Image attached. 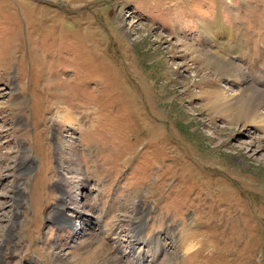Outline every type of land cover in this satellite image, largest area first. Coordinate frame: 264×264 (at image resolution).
I'll list each match as a JSON object with an SVG mask.
<instances>
[{
	"label": "rangeland",
	"instance_id": "374dc122",
	"mask_svg": "<svg viewBox=\"0 0 264 264\" xmlns=\"http://www.w3.org/2000/svg\"><path fill=\"white\" fill-rule=\"evenodd\" d=\"M250 2L263 58L235 80L171 23L216 0H0V264H264ZM254 81L261 116L207 104Z\"/></svg>",
	"mask_w": 264,
	"mask_h": 264
},
{
	"label": "crops",
	"instance_id": "0c3cea01",
	"mask_svg": "<svg viewBox=\"0 0 264 264\" xmlns=\"http://www.w3.org/2000/svg\"><path fill=\"white\" fill-rule=\"evenodd\" d=\"M253 4L254 3L250 2V0H216L217 13L215 16H212L213 8L212 10L198 8L197 13H189L185 11L184 6H179L181 14H179V16H173L171 23H173V29L178 36L182 38L184 34L189 40L188 44H192L196 47L198 50L196 52L199 53V56L202 57V52L204 51L205 53H209L208 51H210V53H216L224 60L229 61L230 63L233 62L236 68H238L236 63L244 64L245 72V56L246 58L253 57L251 61H246L248 65H253V63L256 62L258 63L263 58V55H258L262 52H259L258 49L255 48L259 45L258 43H255L257 41L254 39L256 34L251 29L247 31L246 34H250L252 40H250L249 36H246L245 34V5H247L248 9L253 6ZM191 18L194 19V22L191 21ZM164 27L169 32H172L170 28L165 25ZM235 49H239L241 52H236ZM247 49L250 50V52H247ZM245 52L248 53V55H246ZM256 68L259 70L263 69L260 64H258ZM236 72L233 70L231 74L226 75L224 78L234 77V79L237 80L239 79L238 76L243 73H239L237 70ZM254 74L255 76H253V79L255 81H259L260 74L256 72H254ZM241 77H244V74L241 75ZM255 81L253 86L259 88ZM237 85L239 86V84ZM244 88L242 87L238 90H242ZM256 91L261 93L258 89H256ZM223 92L225 91H209L207 104H210L209 100H211L213 95L222 94Z\"/></svg>",
	"mask_w": 264,
	"mask_h": 264
},
{
	"label": "bare ground",
	"instance_id": "6f19581e",
	"mask_svg": "<svg viewBox=\"0 0 264 264\" xmlns=\"http://www.w3.org/2000/svg\"><path fill=\"white\" fill-rule=\"evenodd\" d=\"M235 50H236V52H239V53L241 52V50H239V49L238 50L235 49ZM246 51L247 52H250V50H248V49ZM194 53H197V52H194ZM246 55H248V53H246ZM203 58H204V67H213V71H212L213 75H212V78H213V76H215L216 79L217 78L220 79L223 76L225 77L226 75L231 74L233 72V70L235 72L237 70V71H239V73H243L242 70H239V68H236V66H235V64L233 62L230 63L229 61L224 60L218 54H207ZM254 58H256V57H254ZM252 59H253V57H247L245 61H251ZM212 73H207L206 74V77H203L204 78V81H206L205 79H207L209 76H211ZM236 74H237V72H236ZM234 75H235V73H234ZM241 75H243V74H241ZM215 77L213 79H215ZM200 80H203V79H200ZM213 82H214V80L213 81H210V80L206 81V83H210V84L213 83ZM221 85H218V87H221L222 88ZM223 87H224L223 89H219L218 88V89H214V90H223V91L229 90V93L223 92L222 94H215V95H213L211 97V100H209L210 105L211 106H215L216 107L215 108L216 110L218 109V113H221L225 117H227V116L230 117L232 115H237V116L243 117V119L247 118L246 117L247 112H254L255 115L261 116V113L262 112L259 113L258 111H259L260 106H261V103L263 101V98H262L263 95L261 93L256 92V89L255 88H257V87L248 86L251 89H247V90L243 87L244 89H242L241 91L239 90L240 92L237 91V93L235 91L232 92V93H230L232 91V90L230 91L231 88H229V87L226 88L227 86H225V85H223ZM225 108H227V109H225ZM222 109H224V111H222ZM60 115H61V117H63L67 121H69V120L72 121V118L73 117L70 118V115H69L68 112L67 113H62ZM248 121L249 122H254V121H256V119H255V117H251L250 119H248ZM259 123L262 124V119L259 121ZM67 136H69V135H67ZM59 205H58V209H60L59 208ZM61 218L62 219H60V220H62V221H60L58 223H60L62 225V224H65V222H67V218L69 219L70 217L69 216H64L62 214ZM49 220H50V218H49ZM178 238H181V237H178ZM150 240H151V242H150ZM150 240H148V241L145 240V242H147V243L149 242V244H152V243L155 242L154 239L152 240V238ZM182 245H183L182 243H180L179 245L177 244V248L180 249L182 247ZM160 247L163 248L164 247V244H162ZM174 253H172V254L170 253V255H173ZM139 260L142 262L143 261V257L142 258H139Z\"/></svg>",
	"mask_w": 264,
	"mask_h": 264
}]
</instances>
